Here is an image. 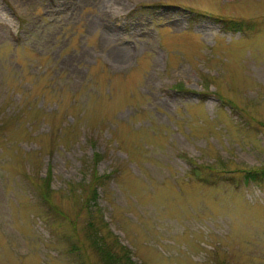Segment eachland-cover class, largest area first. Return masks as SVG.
Masks as SVG:
<instances>
[{"label": "rangeland", "instance_id": "rangeland-1", "mask_svg": "<svg viewBox=\"0 0 264 264\" xmlns=\"http://www.w3.org/2000/svg\"><path fill=\"white\" fill-rule=\"evenodd\" d=\"M256 168L264 0H0V264H264Z\"/></svg>", "mask_w": 264, "mask_h": 264}, {"label": "trees", "instance_id": "trees-1", "mask_svg": "<svg viewBox=\"0 0 264 264\" xmlns=\"http://www.w3.org/2000/svg\"><path fill=\"white\" fill-rule=\"evenodd\" d=\"M226 24H228V28L236 26V23H234L232 20L230 21H225ZM97 159V154H94L93 157V162L95 163ZM189 162L193 164V162L189 159ZM191 165V164H190ZM193 167L191 171L197 172L194 173L195 175H198V167L196 165H191ZM200 171V170H199ZM224 170L223 172H225ZM242 179L245 182H261L264 179V169L256 168V169H248V170H243L242 173ZM40 184L37 187V191L39 194V198L41 199V202L43 204L49 205L52 207V205L49 203V194L51 192L50 188V175H49V170L48 172L43 176L40 177ZM101 176L97 175L95 173V170L91 172V178L87 179L86 186L89 187L88 193L91 195L90 197L93 199L96 194V187L97 184L99 183ZM88 199V195L85 196V201ZM87 235L90 241V244L93 247V250L99 254L101 257V260L103 261L104 264H134L128 259L127 250H125V255H117L115 257V253L111 249V246L109 243L105 241V239L98 234L96 229L94 228L93 224L91 221H88L87 223Z\"/></svg>", "mask_w": 264, "mask_h": 264}, {"label": "bare ground", "instance_id": "bare-ground-1", "mask_svg": "<svg viewBox=\"0 0 264 264\" xmlns=\"http://www.w3.org/2000/svg\"><path fill=\"white\" fill-rule=\"evenodd\" d=\"M122 52H123V51H122ZM123 55H125V53H124Z\"/></svg>", "mask_w": 264, "mask_h": 264}]
</instances>
